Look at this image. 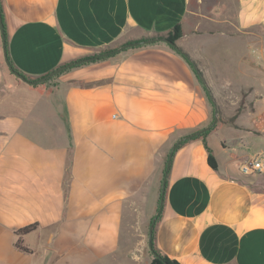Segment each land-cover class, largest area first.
I'll list each match as a JSON object with an SVG mask.
<instances>
[{
  "label": "crops",
  "instance_id": "crops-1",
  "mask_svg": "<svg viewBox=\"0 0 264 264\" xmlns=\"http://www.w3.org/2000/svg\"><path fill=\"white\" fill-rule=\"evenodd\" d=\"M0 2L9 60L32 79L179 24L224 121L174 152L154 246L179 264H264V175L239 172L264 155V0ZM7 73L0 34V89ZM53 77L0 115V264H140L124 224L156 214L171 146L211 122L206 90L163 41Z\"/></svg>",
  "mask_w": 264,
  "mask_h": 264
},
{
  "label": "rangeland",
  "instance_id": "rangeland-1",
  "mask_svg": "<svg viewBox=\"0 0 264 264\" xmlns=\"http://www.w3.org/2000/svg\"><path fill=\"white\" fill-rule=\"evenodd\" d=\"M7 74L9 77V81L4 80V82H2V87L0 89V115L12 113V111L14 110V107L13 109H11L12 105L18 106L20 109V108H23L24 105L27 103V99H28V102H31L33 98L35 99V93L30 92V90H32L31 87H27L25 84H23V82H21L13 74L11 73L10 74L7 73ZM55 81L56 79L52 76L49 79H47L45 82H48V83L51 82L50 84H52V82H55ZM39 86L42 87L44 86V84L41 83V85ZM39 86L35 88L37 92H38ZM244 100H245V95L243 96V101ZM212 120H213V115H212L211 122ZM223 121L224 120L222 118L221 112L219 111L218 112V122H223ZM218 122L211 129V131L216 128V126L218 125ZM154 216H155V213L147 214L146 216L141 215L138 217L139 220L137 222L132 221L127 224H124L125 225L124 233L120 240L121 246L123 248H130V249L134 248V251L138 252L140 255V259H139L140 264H150L153 257H155L150 252L147 246L148 228ZM138 248L140 250H137Z\"/></svg>",
  "mask_w": 264,
  "mask_h": 264
},
{
  "label": "water",
  "instance_id": "water-1",
  "mask_svg": "<svg viewBox=\"0 0 264 264\" xmlns=\"http://www.w3.org/2000/svg\"><path fill=\"white\" fill-rule=\"evenodd\" d=\"M0 34H1V40H2V50H3L4 62L6 64L8 70L10 71L11 74H13L21 82H23L24 84L30 85V86H34V85L40 84L42 82H45L50 77L60 73L61 71L65 70L67 68H70V67H72L74 65H77V64H80V63H84V62H90V61H94V60H97V59L102 58V57L110 56V55H112V54H114L116 52H119L120 50H122V49H124L126 47L135 46V45H139V44H145V43H152L154 41H163V42H166L169 45H172L170 42H168L167 40L162 39V38L147 40V41L138 42V43L127 44V45H124V46H122V47H120V48H118L116 50L107 51V52H104L102 54L96 55L94 57H90V58L82 59V60H80L78 62H73V63L66 64L64 66H61V67L53 70L52 72L48 73L47 75H45V76H43L41 78H38V79H35V80H28L24 76L20 75L16 71H14L12 69L10 63L8 62V59H7V56H6L5 43H4V34H3V30H2L1 21H0ZM172 46L177 52H179L182 56H184V58L193 67L198 79L200 80L201 84L203 85V87L206 90V93H207V95H208V97H209V99L211 101L212 106H213V111L214 112H213V120L208 126L196 131L194 134H190V135H186V136H182V137L178 138L174 142V144L171 146V148H170V151H169L168 156H167V162H166V166H165V170H164V176H163V180H162V190H161V196H160V200H159L158 210H157L155 216L152 218L151 223H150L149 228H148L147 246H148V248H149L151 253H152V232H153V228H154L155 222L157 220V217L160 214V212L162 211V207H163V197H162V195H163V192H164V188H165V184H166V176H167V173H168V170H169V167H170L171 158H172V155L174 153V150L176 149V147L180 143L184 142L186 139H189V138H191L194 135H200L201 133L210 130L218 122V112H219L218 105H217V103H216V101H215L210 89L208 88L202 73L198 70L195 62L190 58V56L187 53H185L182 49L177 47L175 44H173ZM153 255L155 257H158L156 254H153Z\"/></svg>",
  "mask_w": 264,
  "mask_h": 264
},
{
  "label": "trees",
  "instance_id": "trees-1",
  "mask_svg": "<svg viewBox=\"0 0 264 264\" xmlns=\"http://www.w3.org/2000/svg\"><path fill=\"white\" fill-rule=\"evenodd\" d=\"M0 21H1V24H2V30H3V34H4V43H5L6 56H7L8 62L10 63L12 69L14 71H16L17 73H19L20 75L24 76L28 80H35V79H32V78H28L27 76H25L22 73H20L16 68H14V66L12 65V63L9 60V57H8V54H7L6 31H5V24H4V19H3L1 2H0ZM181 35H182L181 27H180L179 24H176L166 35H163L161 37H162V39L167 40L168 42H170L173 45L181 37ZM143 39H144V41H147L149 38H143ZM172 45H170V46H172ZM72 67H75V65L72 66ZM72 67H70V68H72ZM44 83H46V82H44ZM238 113H239V109L237 110L236 114L233 117L228 119V122L232 123ZM211 129L201 133L200 135H194L191 138L186 139L184 142L180 143L176 147V149H178L182 144H184V143H186V142H188L190 140H194V139H197V138H200V137L204 138L207 134L210 133ZM195 132H192L191 134H194ZM176 149L174 150V152L176 151ZM206 150H207V153H208V164H209V166L212 169H216L217 165H216L214 157H213V155L211 153V150L208 147H206ZM70 160L71 159L69 158L68 159V163H67V167H66V172L67 173L69 171ZM171 160H172V158H171ZM164 191H165V188H164ZM163 194H164V192H163ZM162 197H163V195H162ZM159 217H160V214L158 215L157 220L159 219ZM157 220H156V222H157ZM156 222H155V224H156ZM36 226H37L36 224H32V225L26 226L24 228H21V229H19V230H17L15 232L16 235H18V238H17V240H16V242L14 244L16 249H18L19 251L25 252V253H31V250L26 245L23 244V240H22L21 236L33 231L36 228ZM154 228H155V225H154ZM154 228H153V232H152V253L156 254L158 257H153V259H152L150 264H179L176 260L170 259L167 256L160 254V252L155 248L154 242H153V240H154Z\"/></svg>",
  "mask_w": 264,
  "mask_h": 264
},
{
  "label": "built area",
  "instance_id": "built-area-1",
  "mask_svg": "<svg viewBox=\"0 0 264 264\" xmlns=\"http://www.w3.org/2000/svg\"><path fill=\"white\" fill-rule=\"evenodd\" d=\"M239 172L245 176L253 174L264 175V155H257L242 162L239 165Z\"/></svg>",
  "mask_w": 264,
  "mask_h": 264
}]
</instances>
